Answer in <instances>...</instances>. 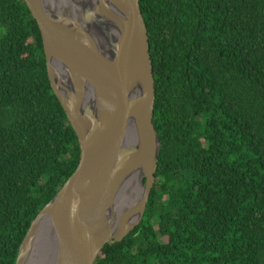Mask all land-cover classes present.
<instances>
[{"label": "trees", "instance_id": "obj_1", "mask_svg": "<svg viewBox=\"0 0 264 264\" xmlns=\"http://www.w3.org/2000/svg\"><path fill=\"white\" fill-rule=\"evenodd\" d=\"M139 2L161 151L142 221L94 264H264V0ZM79 157L36 20L0 0V264Z\"/></svg>", "mask_w": 264, "mask_h": 264}, {"label": "water", "instance_id": "obj_2", "mask_svg": "<svg viewBox=\"0 0 264 264\" xmlns=\"http://www.w3.org/2000/svg\"><path fill=\"white\" fill-rule=\"evenodd\" d=\"M24 1L80 157L31 221L15 264H94L106 243L140 224L156 179L161 142L148 30L139 0ZM134 179L142 189L119 213Z\"/></svg>", "mask_w": 264, "mask_h": 264}, {"label": "bare ground", "instance_id": "obj_3", "mask_svg": "<svg viewBox=\"0 0 264 264\" xmlns=\"http://www.w3.org/2000/svg\"><path fill=\"white\" fill-rule=\"evenodd\" d=\"M128 134L131 135L130 130L128 131ZM129 140L131 141L132 139L129 137ZM126 188H128V193H122L118 199L119 209L117 211L119 213H121V211L127 208L130 203L136 200L138 194L142 189L140 182L137 179L130 181ZM127 199H129V201L126 203Z\"/></svg>", "mask_w": 264, "mask_h": 264}, {"label": "rangeland", "instance_id": "obj_4", "mask_svg": "<svg viewBox=\"0 0 264 264\" xmlns=\"http://www.w3.org/2000/svg\"><path fill=\"white\" fill-rule=\"evenodd\" d=\"M162 241H163V239H162Z\"/></svg>", "mask_w": 264, "mask_h": 264}]
</instances>
